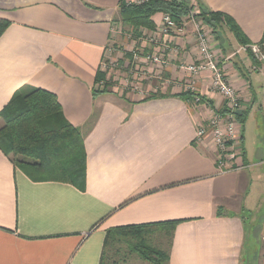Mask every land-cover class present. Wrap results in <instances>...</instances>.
Returning <instances> with one entry per match:
<instances>
[{
	"label": "crops",
	"instance_id": "1",
	"mask_svg": "<svg viewBox=\"0 0 264 264\" xmlns=\"http://www.w3.org/2000/svg\"><path fill=\"white\" fill-rule=\"evenodd\" d=\"M140 1L0 0V18L10 21L0 36V112L25 86L49 90L87 151L82 190L31 179L0 148V264H100L109 228L167 221H177L172 236L162 226L146 230L169 238L166 264H264V202L251 198L264 184V64L228 27L203 23L242 97L236 169L220 171L211 133L199 140L197 130L223 101L208 72L184 67L200 56L188 16L164 34L157 12L156 27L142 30L137 90L95 92L119 6ZM200 1L232 16L251 44L264 38V0ZM147 54L168 61L155 65ZM255 212L250 234L245 214Z\"/></svg>",
	"mask_w": 264,
	"mask_h": 264
},
{
	"label": "trees",
	"instance_id": "2",
	"mask_svg": "<svg viewBox=\"0 0 264 264\" xmlns=\"http://www.w3.org/2000/svg\"><path fill=\"white\" fill-rule=\"evenodd\" d=\"M197 17L215 31L226 26L234 32L241 45L251 44L232 16L214 11L197 0ZM194 3L183 0H144L139 3L119 6L117 21L129 24L132 34L139 38L143 29H154L153 15L168 12L177 21L187 16ZM10 21L0 18V36ZM264 48V38L258 42ZM250 52V51H249ZM251 53V52H250ZM132 57V53L130 54ZM107 74L100 71L96 83L106 81ZM109 80V79H108ZM106 86L95 92H106ZM184 97L190 93H184ZM0 148L11 156L15 166L22 169L33 180H60L84 189L86 183L87 151L84 135L64 116L57 95L40 87L25 86L19 89L0 112ZM242 118V117H240ZM177 221L156 224L126 225L111 227L106 232L100 264H117L121 248L126 243L130 252L153 264H166L170 258L169 248L164 250L152 243L147 229L162 226L173 235ZM111 249H114L110 252Z\"/></svg>",
	"mask_w": 264,
	"mask_h": 264
},
{
	"label": "built area",
	"instance_id": "3",
	"mask_svg": "<svg viewBox=\"0 0 264 264\" xmlns=\"http://www.w3.org/2000/svg\"><path fill=\"white\" fill-rule=\"evenodd\" d=\"M144 0H141L142 2ZM179 1V0H171ZM192 21L199 45V60L194 64L186 67L196 74L208 72L210 74V89L214 95H219L223 101V108L213 110V115L207 123L199 124L197 130V138L202 140L204 136L211 133L213 144L217 151V164L220 171H229L236 169L234 164L237 155L240 153V137L237 132L236 112L241 108L242 97L238 89L228 80L225 72L220 64L218 52L214 49L210 33L205 30L203 22L197 17V10H191L187 15ZM177 21L170 13L164 12L161 23V32L168 34L179 26ZM240 50L251 52L254 57L264 64V48L258 43L241 45ZM134 52V59L140 58L138 52ZM145 59L153 64H166L167 58L160 55H146ZM106 72L108 64L104 63L102 67ZM109 79V78H108ZM132 92L138 89L139 85H132ZM202 100L201 96L194 98V102L198 103ZM222 111V112H221Z\"/></svg>",
	"mask_w": 264,
	"mask_h": 264
},
{
	"label": "rangeland",
	"instance_id": "4",
	"mask_svg": "<svg viewBox=\"0 0 264 264\" xmlns=\"http://www.w3.org/2000/svg\"><path fill=\"white\" fill-rule=\"evenodd\" d=\"M193 10H198V6L196 3L193 7ZM114 32L116 35V43L113 46V54L111 58H107L105 62L106 64H108V69L106 70V74L108 77H106V81H109L110 83L107 82L106 86L105 80H101L100 82H97L96 86L100 90H102L106 86L107 91H111L112 89H114L119 93L127 94L132 91V85L135 84V59L133 51L135 50V41L139 40L140 37L136 38L131 32L130 25L125 24L121 21L115 24ZM131 53L132 57L130 56ZM262 189H264L263 182L260 186V192L264 193V190ZM261 193L256 194L253 191V195L251 198H255L260 194L259 198L264 202V195ZM261 209L264 210L263 205H261ZM245 216L251 234L253 231L252 223L257 219V212L251 214V216H249V213H246ZM151 240L154 245L161 247L164 250L168 249V237L163 239L158 235H151ZM119 246L121 248V251L118 259H122H120L117 264H135L137 258L139 259V257H137L135 253L130 252L126 243H120ZM113 250L114 249H111L110 252Z\"/></svg>",
	"mask_w": 264,
	"mask_h": 264
},
{
	"label": "water",
	"instance_id": "5",
	"mask_svg": "<svg viewBox=\"0 0 264 264\" xmlns=\"http://www.w3.org/2000/svg\"><path fill=\"white\" fill-rule=\"evenodd\" d=\"M183 1L190 3L192 0H183ZM240 113H241V111L237 110L236 114H240Z\"/></svg>",
	"mask_w": 264,
	"mask_h": 264
}]
</instances>
